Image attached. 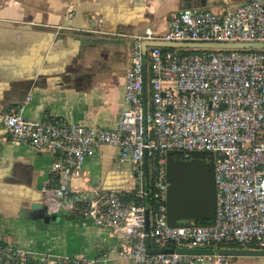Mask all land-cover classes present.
<instances>
[{"label":"built area","instance_id":"1","mask_svg":"<svg viewBox=\"0 0 264 264\" xmlns=\"http://www.w3.org/2000/svg\"><path fill=\"white\" fill-rule=\"evenodd\" d=\"M186 7L156 37L149 29L129 35L134 43L125 72V104L114 129L85 127L62 118L28 120L22 107H11L2 117L8 132L4 140L28 145L53 157L50 181L44 189L48 215L74 211L72 184L90 156L102 146L119 152L135 172L134 191L94 189L82 197L81 214L110 230L126 243L120 257L126 264H230L214 245L247 246L264 250V51L191 49L143 43H251L264 42V0L230 6L220 13ZM145 66L148 82L144 104ZM149 89L152 96L149 100ZM31 98L28 100L30 101ZM173 151L189 160L191 152L214 154L216 183L215 225L171 228L167 221V161ZM145 154L155 172L146 182ZM155 200L153 214L145 205L127 202V196ZM81 196L78 195L77 198ZM149 215V230L146 216ZM157 249L150 252L148 241ZM255 247V248H249ZM213 249L214 255H186L178 250ZM173 250L174 253H165ZM0 264H33L30 255L0 244ZM48 264H96L85 257L64 258Z\"/></svg>","mask_w":264,"mask_h":264},{"label":"crops","instance_id":"2","mask_svg":"<svg viewBox=\"0 0 264 264\" xmlns=\"http://www.w3.org/2000/svg\"><path fill=\"white\" fill-rule=\"evenodd\" d=\"M249 1L193 0L189 5L220 13ZM185 7V0H0V244L27 252L33 264L75 257L126 264L120 257L126 241L80 212L60 211L48 215L55 216L49 222L23 216V208L44 204L54 159L31 146L5 142L2 117L17 106L32 121L62 118L114 129L126 109L124 77L134 43L127 36L149 29L162 37ZM72 188L76 197H88L94 189L129 192L137 188V179L116 149L102 146ZM231 263L264 264V258Z\"/></svg>","mask_w":264,"mask_h":264},{"label":"water","instance_id":"3","mask_svg":"<svg viewBox=\"0 0 264 264\" xmlns=\"http://www.w3.org/2000/svg\"><path fill=\"white\" fill-rule=\"evenodd\" d=\"M159 46L173 49H215V50H240L264 51V42L251 43H168L149 42L143 44V52L147 47ZM148 82L145 66L144 78V104L147 111ZM175 152L169 151L166 154L167 161V221L171 228L183 227L181 222L192 221V227L199 225L201 221H208L212 226L216 221V183L214 154L207 152H191L189 160H176ZM144 172L148 175V157L145 154ZM24 217L33 220H54L50 217L42 203H35L30 209L23 208ZM146 229L149 230V215L146 216ZM165 253L173 254V250H166ZM179 254L186 255H214L213 249L178 250ZM218 254L228 257H255L264 258V250L255 249H221Z\"/></svg>","mask_w":264,"mask_h":264},{"label":"trees","instance_id":"4","mask_svg":"<svg viewBox=\"0 0 264 264\" xmlns=\"http://www.w3.org/2000/svg\"><path fill=\"white\" fill-rule=\"evenodd\" d=\"M166 49H173V48H166ZM174 159H176V160L183 159V155L177 153L174 156ZM154 176H155V172L152 169V165H150V171H149L148 175L146 176V182L148 184V187H150V188L153 186ZM76 200H77V202H76L77 205H76V208L74 211L80 212L81 211V205H82V203H80V202L83 199H82V197H79V198L76 197ZM126 201L130 202V203H135L136 205H145L146 208L149 210V213L151 215L153 214V210H155V207H156L155 206V200L153 199L152 196H149L145 200H139V199L135 198L134 194H132V195L127 196ZM199 224L203 225V226H207V225H210V222L201 221ZM148 246H149L150 252H152V253L157 252V249L151 244L150 240L148 241ZM249 248H255V247H249Z\"/></svg>","mask_w":264,"mask_h":264},{"label":"rangeland","instance_id":"5","mask_svg":"<svg viewBox=\"0 0 264 264\" xmlns=\"http://www.w3.org/2000/svg\"><path fill=\"white\" fill-rule=\"evenodd\" d=\"M179 52L180 53H184V52H187V49L185 48H182V49H179ZM191 54H196V53H203L201 50H195V49H191V51L189 52ZM151 90L152 89H149V100H151V96H152V93H151ZM238 247V248H237ZM212 248H214L215 250L219 251L221 249H248L247 246H233V245H226V244H222V245H214L212 246ZM238 258H243V260H246L248 259L249 257H231V261H237ZM246 258V259H244ZM232 264V263H231Z\"/></svg>","mask_w":264,"mask_h":264}]
</instances>
